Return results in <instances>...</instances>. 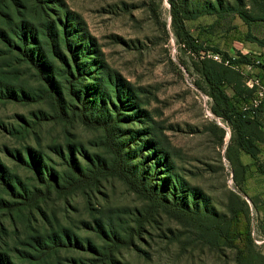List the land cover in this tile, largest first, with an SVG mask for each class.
<instances>
[{
  "label": "rangeland",
  "instance_id": "374dc122",
  "mask_svg": "<svg viewBox=\"0 0 264 264\" xmlns=\"http://www.w3.org/2000/svg\"><path fill=\"white\" fill-rule=\"evenodd\" d=\"M173 2L198 46L264 58V0H0V264L264 256V212L236 186Z\"/></svg>",
  "mask_w": 264,
  "mask_h": 264
},
{
  "label": "crops",
  "instance_id": "0c3cea01",
  "mask_svg": "<svg viewBox=\"0 0 264 264\" xmlns=\"http://www.w3.org/2000/svg\"><path fill=\"white\" fill-rule=\"evenodd\" d=\"M229 70L221 86L223 92L237 112H242L247 119L255 118L259 123L238 121L236 115L232 116L231 122L217 117L225 123L226 158L234 169L236 186L241 187L238 190L258 200L256 206L264 212V108L255 112L247 109L252 90L245 86L240 73ZM261 220L264 222V214Z\"/></svg>",
  "mask_w": 264,
  "mask_h": 264
},
{
  "label": "trees",
  "instance_id": "16d2710c",
  "mask_svg": "<svg viewBox=\"0 0 264 264\" xmlns=\"http://www.w3.org/2000/svg\"><path fill=\"white\" fill-rule=\"evenodd\" d=\"M172 6H173V14H174L175 22L177 23L179 30L181 32H183L187 46L190 47L191 49H194V51L198 52L199 56L202 59V62L199 65V72H200L199 76L201 77L202 81H204L205 86H206V87L204 86V88L203 87L202 88L205 89V92L213 100L212 111L214 112V114L218 117L223 118L224 120H226L228 122H231L232 116L236 115L238 121L241 120V121H245V122L259 123L256 121L255 118L254 119H247V117L245 118V116L242 112L240 113V112L236 111V109H235L236 107L234 105H232L230 99L227 97V95L223 92V90L221 88L224 81L226 80V74L230 71L229 68H227L223 65H220L211 59L202 58L203 53L208 52V51H212V50H208V49H205V48L197 45L196 40L191 36V34L188 31H186L184 19H182L181 15H180V11L177 8V5L173 2ZM200 88H201V86H200ZM251 92H252V95L250 96V100L254 96V91L252 90ZM261 108H264V104L262 105ZM117 152H118V148H117ZM127 159H128V157L125 155V153L122 150H120V156H118L117 161H119V163L121 165L122 164L126 165L127 163H129ZM129 166L130 167L127 168L128 171L126 173L128 175L124 176V178L128 179V180H132L133 181L132 184L137 186L139 189L146 190L149 186L147 184V181L144 180L143 177H141V175L138 174V168L136 167V165H129ZM121 168L123 169V167H121ZM33 169L36 171V173L38 175H40V172H39V170H37L36 167H33ZM86 170H81V169L77 170L80 178H88V179L90 178V176H87L88 174H87ZM123 175H125V174H123ZM40 176L42 177V174ZM122 178H123V176H122ZM59 180L60 179L57 176H54V175L50 176V178L47 181L48 189L55 188V187L59 188L61 186ZM237 186H238V189L241 190V187L239 185H237ZM251 200L254 203V206L257 208L256 201L254 199H251ZM163 201L165 202V200H163ZM166 203H167V200H166ZM110 232L112 233V231H110ZM112 235L116 236L114 233ZM226 237H227V235H226ZM117 238L118 237L116 236V239ZM246 239L248 242L247 245L251 246L253 244V239L251 237L250 232H248L246 234ZM52 243L55 245L52 249H55L57 247L67 249V248L71 247V239H69V237H67V236H65L64 240L60 239V237L56 238L55 240H53ZM263 258H264V256L261 254H258V255L254 254L251 257V260H253V261H250V264L251 263L255 264L257 259L262 260ZM2 262H3V264H10L9 261L6 259L3 260Z\"/></svg>",
  "mask_w": 264,
  "mask_h": 264
},
{
  "label": "built area",
  "instance_id": "2783aa9c",
  "mask_svg": "<svg viewBox=\"0 0 264 264\" xmlns=\"http://www.w3.org/2000/svg\"><path fill=\"white\" fill-rule=\"evenodd\" d=\"M235 54L208 51L202 58L231 68L240 73L247 88L254 91V96L247 109L255 112L264 104V58L240 43L234 44Z\"/></svg>",
  "mask_w": 264,
  "mask_h": 264
}]
</instances>
